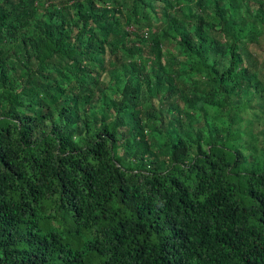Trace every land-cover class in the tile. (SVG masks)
Instances as JSON below:
<instances>
[{"label":"trees","instance_id":"16d2710c","mask_svg":"<svg viewBox=\"0 0 264 264\" xmlns=\"http://www.w3.org/2000/svg\"><path fill=\"white\" fill-rule=\"evenodd\" d=\"M263 68L264 0H0V264H264Z\"/></svg>","mask_w":264,"mask_h":264},{"label":"rangeland","instance_id":"374dc122","mask_svg":"<svg viewBox=\"0 0 264 264\" xmlns=\"http://www.w3.org/2000/svg\"><path fill=\"white\" fill-rule=\"evenodd\" d=\"M264 69V68H263ZM262 69V72H261V75L263 76V78H264V70Z\"/></svg>","mask_w":264,"mask_h":264}]
</instances>
